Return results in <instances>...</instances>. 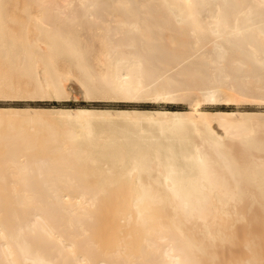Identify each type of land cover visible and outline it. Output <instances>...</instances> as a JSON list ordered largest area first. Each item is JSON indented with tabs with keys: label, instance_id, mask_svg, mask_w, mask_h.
<instances>
[{
	"label": "bare ground",
	"instance_id": "1",
	"mask_svg": "<svg viewBox=\"0 0 264 264\" xmlns=\"http://www.w3.org/2000/svg\"><path fill=\"white\" fill-rule=\"evenodd\" d=\"M70 86L191 109H0V264L264 261V113L199 108L264 100V0H0V97Z\"/></svg>",
	"mask_w": 264,
	"mask_h": 264
},
{
	"label": "rangeland",
	"instance_id": "2",
	"mask_svg": "<svg viewBox=\"0 0 264 264\" xmlns=\"http://www.w3.org/2000/svg\"><path fill=\"white\" fill-rule=\"evenodd\" d=\"M179 68L172 69L170 71H166L165 75H173L178 71ZM166 75V76H167ZM78 88L74 86H70L67 90H70L67 92L68 94H65V98H53L49 96L48 94H44V97H34V98H6V97H0V109H27V108H38V109H55V108H79V107H87V108H96V109H140V110H178V111H188L191 109V99H189V96L187 97H179V99L172 100H164V99H154L153 95H150L147 97L148 99L143 100H125L122 98H116L113 95L109 94L106 90L99 89V91L96 93V95L93 98H85L82 96V93L80 91H77ZM74 90V91H72ZM101 90V91H100ZM72 91V92H71ZM79 93V94H78ZM72 94H74L72 96ZM79 96V97H78ZM97 96V98H96ZM99 96V97H98ZM73 97V98H72ZM52 98V99H51ZM96 98V99H95ZM200 98V97H199ZM236 101H220V102H210V101H201L199 108L203 111L208 112H254V113H264V100L256 97H236ZM239 99V100H238ZM201 100V98H200ZM264 128L259 130L256 134V139L258 137L260 140H264ZM226 144L230 145L233 141L226 140ZM234 143L231 144V146ZM236 144V143H235ZM234 144V145H235ZM232 146L233 151L237 152V156L240 153L239 150H241L238 145V148L235 146ZM254 151L252 152V154ZM257 154V153H256ZM255 155V153H254ZM241 156V154H240ZM260 211V207L258 205H254L252 209L250 210V217H254L255 213L258 214ZM260 214V213H259ZM256 215L259 217L258 220L261 222V215ZM264 216V215H263ZM258 224V225H257ZM255 223V225L251 229L254 231L263 230V224L261 223ZM241 226V227H240ZM238 228V234L239 237H243L245 230L247 228L246 224L240 225ZM249 248L244 245H238L236 247H233L231 249V252L227 251L224 253V258H229L230 254L236 253L242 256L249 255ZM226 260V259H224ZM264 264V261L261 263Z\"/></svg>",
	"mask_w": 264,
	"mask_h": 264
}]
</instances>
